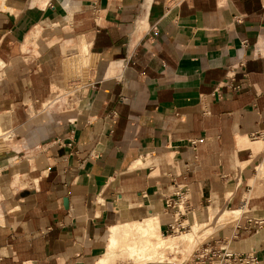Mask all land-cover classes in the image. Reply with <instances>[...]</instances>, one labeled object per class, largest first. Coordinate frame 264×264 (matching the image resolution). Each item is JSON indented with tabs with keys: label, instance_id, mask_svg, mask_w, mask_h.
I'll use <instances>...</instances> for the list:
<instances>
[{
	"label": "crops",
	"instance_id": "1",
	"mask_svg": "<svg viewBox=\"0 0 264 264\" xmlns=\"http://www.w3.org/2000/svg\"><path fill=\"white\" fill-rule=\"evenodd\" d=\"M170 5L0 0V264H98L122 214L156 213L167 231L178 188L192 204L178 222L208 221L203 249L240 243L264 264V233L242 244L264 231L242 229L264 220V138L251 137L264 130V0ZM82 53L95 69L80 106H57ZM226 208L254 216L218 225Z\"/></svg>",
	"mask_w": 264,
	"mask_h": 264
},
{
	"label": "bare ground",
	"instance_id": "2",
	"mask_svg": "<svg viewBox=\"0 0 264 264\" xmlns=\"http://www.w3.org/2000/svg\"><path fill=\"white\" fill-rule=\"evenodd\" d=\"M262 165L264 167V163ZM178 209L182 210L183 204L179 203ZM215 214L216 210L211 208L210 219H213ZM237 215H247L252 217L253 212L248 208H226L219 212L216 217L218 220V225L227 224V221H229L232 217H236ZM185 220H187V218ZM207 222L208 221L201 219L197 213L189 219V223H191V229L189 231L186 233H183L182 231L177 234L164 235L163 232H161V222L158 214H150L148 217L142 219H133L129 215L122 214L121 218H119L116 223L110 226L106 252H104V254L99 258L98 264H109L111 257L119 252L120 254L127 253L130 259L134 261L145 260L146 263L148 262V264L163 263L161 260L156 259L161 253L162 248H165L166 246L174 248L179 239L185 240L186 238L190 242L196 230L207 226ZM263 233L264 231H257V229L252 231V235L244 240L242 244H247L249 246L250 244L255 243L259 238L262 237ZM125 239H127V242L124 241ZM238 244L240 243L230 242L229 245H225V247L229 248V251H232L238 248ZM181 264L184 263L181 262Z\"/></svg>",
	"mask_w": 264,
	"mask_h": 264
},
{
	"label": "rangeland",
	"instance_id": "3",
	"mask_svg": "<svg viewBox=\"0 0 264 264\" xmlns=\"http://www.w3.org/2000/svg\"><path fill=\"white\" fill-rule=\"evenodd\" d=\"M94 69H95V59L92 55H89L88 53H82L81 55L74 54L68 57V59L65 62V79L63 84L64 88H61V90L56 93V95L61 94L57 98L58 99L57 106L63 105L69 110H72L76 106H80L79 104L83 99V92L87 90L86 86L88 85L89 81H91V78H93ZM262 172H264V170ZM187 215H190V213H188ZM241 216L242 215H237L236 217H232L227 222L234 221L233 223L235 224V222ZM176 218H178V216H176ZM188 224H189L188 221L184 220L183 221L184 228H181L179 227V225H177L176 222H174V231H164L163 234L164 235L177 234L182 231L183 233L184 232L186 233L191 229V227L188 226ZM263 225L264 224H262V226ZM198 230H196L190 242L186 238L185 240L179 239L177 241L176 246H174V248L169 246L162 248L161 253L158 255L156 259L161 260V262L163 263H170V264H181V262L184 264L185 263L207 264L206 258H202L201 261L203 262H199V263L196 262V256L202 255L204 252L202 248L203 245L202 239L200 236L197 235ZM124 241L127 242V239H125ZM224 243L225 242L219 243L218 248L225 246ZM115 262H117V264H148V262L146 263L145 260H140V261L131 260L127 253L120 254V252L116 253L111 257L109 264ZM213 263L231 264L220 261L217 262L215 261Z\"/></svg>",
	"mask_w": 264,
	"mask_h": 264
},
{
	"label": "built area",
	"instance_id": "4",
	"mask_svg": "<svg viewBox=\"0 0 264 264\" xmlns=\"http://www.w3.org/2000/svg\"><path fill=\"white\" fill-rule=\"evenodd\" d=\"M169 3L172 5L174 3H177L181 0H168ZM230 79V78H227ZM232 81V80H231ZM227 88H232L234 90H241L242 86L239 84H233V83H227L225 84ZM218 93L220 95V89L219 87ZM252 138L257 139V138H264V130H259L251 135ZM192 143H195L194 140H192ZM185 189L183 188H178L176 191L175 195L173 198H169L167 200V207L174 209L175 216L184 217L186 216L191 210H192V204L190 202V199L188 196L185 194ZM183 204V209L179 210L178 209V204ZM178 218H176V223L179 225V227L184 228L183 224L181 222H178ZM247 222L242 226V229L244 231L249 232L252 227L257 226L260 227L264 223V220H259V219H254V218H248L246 220ZM241 226V225H240ZM167 231H174V223L172 225H169V229ZM203 254L199 255L200 258L204 257L205 255L210 254L211 256L219 257V260L216 261H221V262H226V263H231V264H258L260 262V259L257 255H255L253 252H233V251H228V249L225 248H210V249H203ZM223 253L220 255V253ZM214 261H208L207 264H214Z\"/></svg>",
	"mask_w": 264,
	"mask_h": 264
}]
</instances>
